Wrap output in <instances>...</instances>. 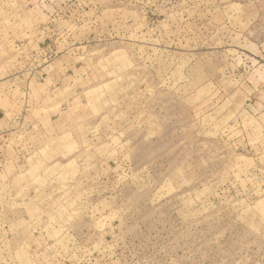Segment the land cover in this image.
Here are the masks:
<instances>
[{"label": "rangeland", "instance_id": "1", "mask_svg": "<svg viewBox=\"0 0 264 264\" xmlns=\"http://www.w3.org/2000/svg\"><path fill=\"white\" fill-rule=\"evenodd\" d=\"M0 264H264V0H0Z\"/></svg>", "mask_w": 264, "mask_h": 264}]
</instances>
